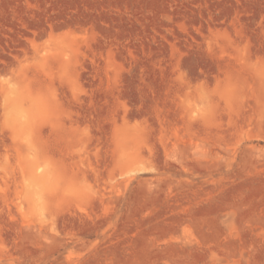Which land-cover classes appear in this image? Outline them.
I'll return each mask as SVG.
<instances>
[{
	"label": "rangeland",
	"instance_id": "rangeland-1",
	"mask_svg": "<svg viewBox=\"0 0 264 264\" xmlns=\"http://www.w3.org/2000/svg\"><path fill=\"white\" fill-rule=\"evenodd\" d=\"M0 264H264V0H0Z\"/></svg>",
	"mask_w": 264,
	"mask_h": 264
}]
</instances>
